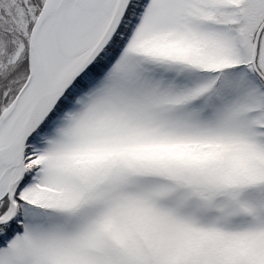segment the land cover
I'll use <instances>...</instances> for the list:
<instances>
[{
    "label": "snow or ice",
    "instance_id": "1",
    "mask_svg": "<svg viewBox=\"0 0 264 264\" xmlns=\"http://www.w3.org/2000/svg\"><path fill=\"white\" fill-rule=\"evenodd\" d=\"M0 264H264V0H0Z\"/></svg>",
    "mask_w": 264,
    "mask_h": 264
}]
</instances>
